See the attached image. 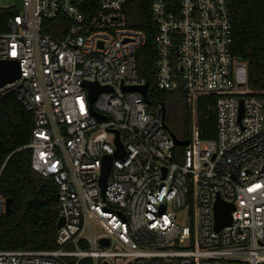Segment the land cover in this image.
Listing matches in <instances>:
<instances>
[{"label": "built area", "instance_id": "1", "mask_svg": "<svg viewBox=\"0 0 264 264\" xmlns=\"http://www.w3.org/2000/svg\"><path fill=\"white\" fill-rule=\"evenodd\" d=\"M19 1L0 34V61L18 62L21 77L0 96L14 93L33 114L23 149L32 170L58 185L64 225L57 250L1 251L0 264H264V91L249 86L247 63L233 55L226 0H178L176 13L150 0L157 86L182 90L191 117L180 162L164 108L150 113L141 94L122 90L146 85L137 53L147 36L128 26V0ZM92 83L112 91L91 106ZM209 97L216 134L203 140L198 104ZM117 137L126 154L114 158L103 191V160L115 155ZM219 200L234 210L216 231ZM7 211L0 193V217Z\"/></svg>", "mask_w": 264, "mask_h": 264}, {"label": "trees", "instance_id": "2", "mask_svg": "<svg viewBox=\"0 0 264 264\" xmlns=\"http://www.w3.org/2000/svg\"><path fill=\"white\" fill-rule=\"evenodd\" d=\"M167 1L170 10L176 13L178 0ZM97 2L94 0V5ZM226 3L233 25V55L247 63L249 86L264 91V0H226ZM82 10L87 17L93 14V9L86 10V4ZM18 12L16 8L0 10V34L7 32L8 21ZM126 16L129 27L142 30L147 36L145 46L137 53V65L139 75L149 86L146 98L149 112L154 113L162 106L170 130L179 139L188 141L191 117L184 92H164L156 83L157 32L151 20L150 0H128ZM59 22L62 19L56 21ZM46 32L61 37L52 27ZM173 56L175 61L176 55ZM214 101L213 97L199 100L198 124L203 140L215 138V111L207 106ZM172 103L175 111L171 110ZM32 129L33 114L16 95L0 96V193L11 200L10 213L0 217V252L59 248L56 243L59 188L53 179L32 170V152L23 149L31 141ZM184 150L175 148L174 161H181Z\"/></svg>", "mask_w": 264, "mask_h": 264}, {"label": "water", "instance_id": "3", "mask_svg": "<svg viewBox=\"0 0 264 264\" xmlns=\"http://www.w3.org/2000/svg\"><path fill=\"white\" fill-rule=\"evenodd\" d=\"M21 77L20 74V66L18 64V62L16 61H0V87L8 84V83H12L14 81H16L17 79H19ZM86 88L89 90L90 96V104L91 106L94 104V102L96 101L97 97L104 93V92H111L112 90L110 88H103L98 86L96 83H92V84H87ZM149 86L148 84L141 86V87H122V90L124 92H131V93H139L141 94L145 101L147 98V92H148ZM93 115L99 120V121H107V117L102 116L98 113H96L95 111L92 110ZM243 116L242 112H241V117ZM164 124L166 129L168 130L171 138L173 139L175 145L177 147H187L189 142L185 141V140H181L177 137V135L170 130V128L168 127V125L165 122V117H164ZM118 136V134H117ZM116 145L118 147V150L116 151L114 156H106L103 160V166H102V174L100 177V183L101 186L103 188V191H105L106 189V185H107V180L110 176L111 170H112V166H113V160L114 158L120 159L122 160L125 157V150L124 147L122 145V143L120 142V139L117 137L116 140ZM234 210L232 205H227L224 204L222 201H218L216 206H215V229L216 231H219L220 229L228 226L231 224V213ZM11 211V200H8V211L7 213H10ZM64 225V220L60 219L57 222V230H60ZM101 243L104 244H108V241L106 240H102Z\"/></svg>", "mask_w": 264, "mask_h": 264}, {"label": "rangeland", "instance_id": "4", "mask_svg": "<svg viewBox=\"0 0 264 264\" xmlns=\"http://www.w3.org/2000/svg\"><path fill=\"white\" fill-rule=\"evenodd\" d=\"M0 8L1 9H9V8H16L19 11L22 10V4L19 0H0ZM175 103V102H174ZM174 103L170 104L171 110L175 111ZM188 108V107H187ZM189 110V109H188ZM178 224L182 225L183 224V219L178 220ZM92 229L95 234H101L103 232L102 227L98 222H93L92 223Z\"/></svg>", "mask_w": 264, "mask_h": 264}]
</instances>
